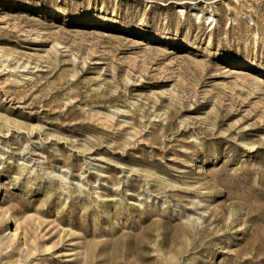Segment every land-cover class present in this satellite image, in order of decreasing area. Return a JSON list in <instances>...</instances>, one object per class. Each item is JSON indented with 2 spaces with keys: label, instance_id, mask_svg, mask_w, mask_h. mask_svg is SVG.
I'll return each mask as SVG.
<instances>
[{
  "label": "rangeland",
  "instance_id": "1",
  "mask_svg": "<svg viewBox=\"0 0 264 264\" xmlns=\"http://www.w3.org/2000/svg\"><path fill=\"white\" fill-rule=\"evenodd\" d=\"M0 264H264V0H0Z\"/></svg>",
  "mask_w": 264,
  "mask_h": 264
}]
</instances>
